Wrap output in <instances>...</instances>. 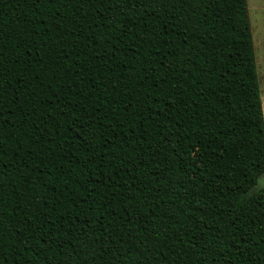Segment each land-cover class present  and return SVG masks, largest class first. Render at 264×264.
<instances>
[{
	"label": "trees",
	"instance_id": "16d2710c",
	"mask_svg": "<svg viewBox=\"0 0 264 264\" xmlns=\"http://www.w3.org/2000/svg\"><path fill=\"white\" fill-rule=\"evenodd\" d=\"M0 264H264L248 0H0Z\"/></svg>",
	"mask_w": 264,
	"mask_h": 264
},
{
	"label": "rangeland",
	"instance_id": "374dc122",
	"mask_svg": "<svg viewBox=\"0 0 264 264\" xmlns=\"http://www.w3.org/2000/svg\"><path fill=\"white\" fill-rule=\"evenodd\" d=\"M264 111V0H248Z\"/></svg>",
	"mask_w": 264,
	"mask_h": 264
}]
</instances>
